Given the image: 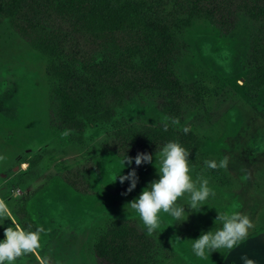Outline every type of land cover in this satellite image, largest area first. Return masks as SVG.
<instances>
[{"label":"rangeland","instance_id":"374dc122","mask_svg":"<svg viewBox=\"0 0 264 264\" xmlns=\"http://www.w3.org/2000/svg\"><path fill=\"white\" fill-rule=\"evenodd\" d=\"M133 1L164 21L180 17L174 10L175 0ZM253 30L246 19L222 33L209 21L194 18L179 33L183 50L175 70L183 82L200 85L203 103L187 110L181 126L173 127L182 135L185 127L190 129L191 175L207 179L215 196L199 212L185 205L189 215L182 223L160 213V229L148 235L139 214L127 204L150 181L159 179L154 165L160 150L153 153L150 164L123 168L121 174L136 168L139 181L131 193L122 195L130 181H113L124 157L104 150L102 144L117 125L138 135L145 127L157 126L163 119L159 103L109 82L106 77L117 66L119 55H98L89 65L76 66V82L84 89L91 86L86 93L90 103L114 110L113 121L63 135L65 130L51 122L47 58L0 17V156L5 157L0 160V200L8 207L6 218L0 219V239L5 228L22 229L17 218L21 207L24 219L44 229L35 251L4 264H99L94 240L120 220L134 222L149 236L146 264H243L245 255L264 264V87L253 91L248 74ZM226 155L230 158L226 170L205 164ZM74 167L81 169L86 193L62 180V174ZM218 211L243 212L254 227L230 253L216 251L207 259L198 258L192 252V240L220 227L214 223Z\"/></svg>","mask_w":264,"mask_h":264},{"label":"trees","instance_id":"16d2710c","mask_svg":"<svg viewBox=\"0 0 264 264\" xmlns=\"http://www.w3.org/2000/svg\"><path fill=\"white\" fill-rule=\"evenodd\" d=\"M180 17L165 20L144 4L133 0H0V17L34 51L47 58L51 79V122L63 130L81 133L86 126L113 121L114 110L90 103L77 86L76 66L89 65L98 55H119L117 66L106 79L115 86L130 88L142 97L159 103L163 119L157 126L145 127L140 135L116 126L102 147L119 157H135L138 152L155 153L169 141L194 150L188 133L180 134L164 117L181 126L187 110L203 103L198 83L179 79L175 63L183 50L179 33L192 19L209 21L222 33L232 31L241 19L253 26L247 59L251 89L264 87V0H175ZM135 161L133 159V163ZM137 167V166H136ZM81 169L74 167L62 180L75 191H88ZM17 218L25 231L35 226ZM262 229V228H261ZM149 236L130 220H120L96 237L93 252L99 264H146Z\"/></svg>","mask_w":264,"mask_h":264},{"label":"clouds","instance_id":"9594fccd","mask_svg":"<svg viewBox=\"0 0 264 264\" xmlns=\"http://www.w3.org/2000/svg\"><path fill=\"white\" fill-rule=\"evenodd\" d=\"M164 130H168V121L175 125L178 120L175 118L164 117ZM190 131L188 127L184 132ZM71 130H65L63 135H69ZM191 153L179 142L169 141L155 154V162L159 179L150 181L141 191L139 196L128 202V206L139 214L148 235L157 232L162 224L160 213H166L175 222L182 223L187 220L189 212L185 211L187 205L190 211L199 212L210 196H215V191L209 186V181L202 177L191 175L190 164ZM5 157L0 156V160ZM133 159L137 167L142 164L153 162V154L148 152H138L133 158L125 154L122 160V169L116 175L119 183L130 181L129 186L122 193L127 195L137 186L139 176L136 168H132L127 174H121L126 165H132ZM230 158L226 155L219 162L215 160L205 161L210 169H227ZM185 203H181V201ZM8 207L3 200H0V219L7 216ZM217 227L192 240L191 249L194 255L201 259H207L212 252L227 251L230 253L249 237L250 230L254 224L251 218L243 212H220L214 221ZM44 231L42 227L35 231H25L17 228H5L3 239H0V264L5 261H14L22 255L35 251L40 246V234ZM243 264H256L253 259L246 255L242 256Z\"/></svg>","mask_w":264,"mask_h":264}]
</instances>
